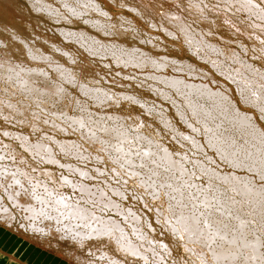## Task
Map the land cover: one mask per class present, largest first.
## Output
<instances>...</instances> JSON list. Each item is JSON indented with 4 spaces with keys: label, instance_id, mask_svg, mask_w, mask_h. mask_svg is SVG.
I'll return each mask as SVG.
<instances>
[{
    "label": "bare ground",
    "instance_id": "1",
    "mask_svg": "<svg viewBox=\"0 0 264 264\" xmlns=\"http://www.w3.org/2000/svg\"><path fill=\"white\" fill-rule=\"evenodd\" d=\"M28 1L34 11L57 22L69 20L66 13L56 6L57 2L69 10L70 15L92 14L85 18L88 27L91 25L107 36L106 39L83 29L60 27L57 31L94 56L107 60L109 57L121 73L132 70L138 72L139 76L156 81L155 84L149 81L145 85L141 82L138 84L142 87L150 85L151 91L169 99L175 109L173 112L189 131H183L170 113L155 108L151 102L135 93L112 90L96 84L94 78L88 82L78 80V75L69 65L51 64L57 76L54 78L50 75V69L36 64V61L52 59L51 54L44 50L41 40H47L60 54H65L71 60L77 54L69 46L58 45L54 36L51 39L49 35L43 36L41 33L39 37L36 33L39 38L30 40L21 34L19 25L8 26L7 23L5 26L3 23L2 27L0 24V116L4 115L7 119L13 117L18 124L23 123L39 134L36 137L29 130L26 134L6 127L0 131V243L2 236L6 235L4 225L12 227L18 211L22 214L23 225L16 227L18 234H8L15 239L16 245L25 242L35 245L36 252L44 250L50 255V251L54 250L49 251L41 245L52 248L51 239L46 238L58 233L64 241H72L76 246L84 247L85 251L88 249L97 258V261L85 258L86 261L81 262L82 257L74 250V256L68 258H73L77 264H149L152 263L151 258L154 264H165L163 261L173 248L172 242L182 246L195 264L198 261L200 264H258L248 259L254 248L264 252L261 246L264 245V127L256 114L243 109L233 88L208 69L159 51L166 47L164 42L155 41L150 36L148 42H143L140 36L141 42L146 45L150 43L152 49H147L139 44H126V40L121 41L126 31L122 29V22L127 18L122 16L115 20L99 0ZM197 1L191 0L190 6L204 18L209 5L205 7L204 3ZM225 2L213 14L214 18L211 17L214 19L211 25L226 29L217 35L206 32L210 35L207 36L175 17L170 21L174 30L164 26L163 29L182 39L191 55L193 53L207 61L217 73L227 78L235 87L241 103L255 108L264 121V66H256L255 62L231 47L232 42L237 43L236 36L240 33L245 32L249 36L253 32L252 37L254 34L253 39H256L254 48L261 45V55L264 54V35L257 33L264 27V4L259 0ZM240 10L248 15L244 13L246 17H243ZM137 11L143 15L142 11ZM244 40H238L237 44L248 51L249 46ZM17 56L36 61L13 60ZM60 77L76 85L93 105L86 100L81 101L79 97L68 103L64 98L70 90H67L65 81H60ZM125 77L132 76L126 74ZM134 79L138 81V78ZM124 99L143 104L146 113L168 127L178 142L186 141L202 154L205 151L206 161L198 156L191 157L181 149L175 151L147 133L143 129L146 119L134 111H121L120 105ZM199 135L202 137L198 138ZM5 136L10 138L6 139ZM128 144L154 153L162 165L160 171L167 168L177 175L183 173L184 179L190 178L197 185L203 184L209 192L208 199L212 203L219 201L217 207H222L224 223L228 227L220 225L219 228L205 230L203 234L189 227L192 224L190 212L177 202L180 200L179 194L173 193L177 200H170L167 194L169 190L161 189L156 177L152 178L156 180L153 184L152 180L147 179L146 170L130 167L124 162L128 159L124 155L128 151ZM118 148L123 152L117 151ZM90 159L94 162L93 166L90 163V166L80 164L88 163ZM132 159L137 165L141 163L134 156ZM187 163L193 168L189 169ZM194 175L198 180L193 178ZM107 177L115 180V183H111ZM199 177L206 180L200 181ZM133 191L151 214L132 206L135 202L132 205L124 203L126 198L133 196ZM200 210L204 211L202 206ZM154 217L165 229L163 235L166 237H159L155 233ZM219 236H224V239H219ZM39 239L41 243H38ZM94 241L103 243L100 247L91 248ZM4 253H0V264L5 261L7 264H21L17 257L9 252ZM56 254L61 262L71 264L62 258L63 254Z\"/></svg>",
    "mask_w": 264,
    "mask_h": 264
},
{
    "label": "rangeland",
    "instance_id": "2",
    "mask_svg": "<svg viewBox=\"0 0 264 264\" xmlns=\"http://www.w3.org/2000/svg\"><path fill=\"white\" fill-rule=\"evenodd\" d=\"M5 1L6 0H0V24L2 25V27L4 25L7 26V23H8V26H15L16 25L18 27V25H19V30L21 31V34H23L25 37H28V39H30V40H37L40 37L41 33L43 36L49 35L51 37V39H53V36H54V41L56 43H59L58 45L69 46L70 50L73 51L75 54H77L76 55L77 57L74 60H71V59L67 58L65 54H60V52L58 50H56L55 47H53L51 44H49L50 42L48 43L47 40L43 39L41 41L44 44L43 45L44 50L47 53L51 54L50 57H52V59H46V60L41 59L42 61H36V59L31 60V59H28L27 57L23 58V57L17 56L15 58H13V60L15 59V60L22 61V62H24V61L25 62L36 61V64H39L40 66H42V65L44 66L42 68H45L48 70L50 69L49 70L51 73L50 75L53 76L54 78H56L57 76L54 75L55 73L53 72L54 71L53 67H51L53 64H55V65H60V64L62 65L63 64V65H67V66L69 65L70 67H72L75 70L76 76L78 75L77 76L78 80H84V81L88 82V80L94 78L93 80H95L96 84L105 85L106 87H110L112 90H115L118 92L122 91L124 93H126V92H128V93L131 92L132 94L135 93L136 95H139L142 99L143 98L145 100L147 99L149 102H151L153 104V106L155 108H158V109L160 108V110L162 109L165 112L170 113L174 122L182 130L184 129L183 131H189V128H187V126L185 124H183L182 121L180 120V118L178 116H176V114L173 112L175 109L172 106L173 104L171 103V101L169 99L162 98L158 94L151 91L150 85H148L146 87L145 86L142 87L140 84H138V82H141L145 85L148 83V81L151 84L152 83L155 84L156 81L151 80V78L142 77V75L139 76L138 72L136 73L133 71L134 72L133 73L132 70L131 71L128 70L127 72L125 71V74L121 73L120 68L118 67L119 68L118 69L116 64H114L113 62H111V60H109V57H108V60L105 58L96 57L92 53H90L89 51H86L85 48H84L85 49L84 50L83 47L78 46L77 43H75L73 40H67L66 37L62 36L57 31V29L60 27H65V28L73 29V30H79V29L82 30L83 29V30H87L91 34L93 32V35H98L99 37L103 38L105 35L103 36V34L101 32H99L97 29H94V27H92L91 25H90V28L88 27L89 24L86 22V19H88L90 17V15H92V14L89 15V13H86L83 16L79 15L80 16L79 17L78 15L75 16L74 13L71 12L72 14L70 15L69 10H67V9L65 10L64 8H62V6L59 5L60 3L57 2L59 4L56 3V6L58 5L60 7V8L58 7L60 9V11L63 13H66V15H67L66 17H67V19H69L67 21L68 22L72 21L71 23L70 22L67 23V21L57 22L55 20L48 18L44 14H41L39 12L34 11L28 0H7L6 2ZM190 1L191 0H99L100 4L103 6V8L108 9V11L111 13L112 17L115 20L118 21L122 16L127 18L122 22V23H124V26L120 24V26H123L122 27L123 31L126 30L125 34L120 38L121 41L125 42V40H126L127 41L126 44H129V45L130 44L131 45H133V44L138 45L139 44V46H145L147 49H152V47L149 45L150 43H148L147 45H146V43H143V42H148V40H147L148 36L152 37V39H154L155 41L160 40V41L164 42L166 47L163 48L164 50H159V51H161V52H163V53H165L171 57H179V58H182L183 60H190V62L192 61V63L194 62L197 65L208 69L212 74L214 73L213 75L215 77H217L221 81L223 80V82L229 84L233 88L235 96L237 97L241 107L243 109H245L246 111L254 112L256 114L259 122L264 127V121L261 120V117L258 116L259 114L257 113V111H255L256 109L253 108L252 106L243 105L241 103L240 97L238 96V94L235 90V87L232 86L233 84L227 78H225V77L223 78L222 75L217 73L216 70L213 69L212 66H210L211 64H209L207 61H205V60L203 61L201 58L194 56L195 54L193 55V53L191 55V53L188 51L186 44L182 41V39H180L178 37L176 38L175 35L173 36L172 34H169L167 31H165L163 29V26H164L166 29L169 28L171 30H174L175 27H174L173 23H171L170 21L172 19H174L173 17H175V19H181L183 22L187 23L193 29L200 31L202 33L204 32L205 34H207L208 32L210 34V32H211V33L217 35L220 31H226V29L223 26H222L223 28L220 26L218 28H216L214 25L210 24V22L212 23V21L214 20V19L212 20V18H214L213 14L217 10H219V8H222L221 6H222L223 2H225V0H204V2H203V0H198L200 3H202V4L204 3L203 5L205 7L207 5H209V7L206 9L204 18H203V16L200 15V13H197L194 8H191ZM259 1L264 4V2L262 0H259ZM208 2H210L211 4ZM53 3H54V1H53ZM133 7H135L134 8L135 10L133 9ZM136 7L138 10L142 11L143 15H140V13L137 11ZM139 7L142 8L143 10L140 9ZM233 7L234 6H232V8ZM190 8H191V11H190ZM211 8L214 9L215 11L212 10ZM63 9H64V11H63ZM225 10H227V9H225ZM240 11L243 12V14L245 13L246 15H248V13H246V11H244V10H240ZM173 12H175V13L173 14ZM243 14H242V16L246 17V15L245 14L243 15ZM167 16H169V17L167 18ZM145 18L146 19L148 18V19L146 20ZM83 19L85 20V21H83L84 23L82 22ZM164 20L166 21V23L164 22ZM131 21H134V22L132 23ZM246 21H247V19H246ZM3 23H4V25H3ZM169 25H170V27H169ZM256 29L258 30V28H254V30H256ZM36 33H37V35L39 34L38 35L39 37H37V35H35ZM130 33L132 34L133 37L130 35ZM135 33H137V34H135ZM252 33L253 32L249 33L248 34L249 36H247L246 33L244 32V33H240L241 35L236 36V39H238L242 42L245 39L244 40V41H246L245 44L247 46H249L250 50L244 51L242 49V47L239 44H237L238 40H236L237 45L234 42H232L231 47L234 49H237L238 52L240 51L239 53L241 55H243L244 57L255 62L256 66L258 65L260 67V65H262L261 67H263L264 66V54L261 55L262 54V50H261L262 47L260 45V46H257V48H254L255 47L254 45L256 44V39H253L254 34L252 37ZM257 33L264 35V27H263V29L262 28L259 29ZM136 35H138L139 37L141 36L143 38V40H142L143 42H141L142 38L140 37L138 39V36H136ZM244 35H246V36H244ZM34 36H35V38H34ZM128 36H130V37H128ZM207 36H210V35L207 34ZM106 37L107 36H105V39H106ZM245 37L246 38L249 37V38L246 39ZM251 37H252V39H251L252 41L250 40ZM161 39H163V40H161ZM66 44H68V45H66ZM143 44H145V45H143ZM222 44H225V43H222ZM260 44H263V43H260ZM259 48H260V51H259ZM168 49H169V51H168ZM91 54H92V56H91ZM2 57H4V56H2ZM4 58L8 59L7 57H4ZM107 61H110L111 64H107L106 63ZM135 73L137 75H134ZM139 73H141V72H139ZM126 74H128V76H132V77H125ZM134 77L138 78L137 82L134 81V80H136V79H134ZM62 79L63 78L60 77V81H62V82L65 81L64 83L66 84L67 90L68 91L70 90L68 92V94H66L67 96L65 95L66 98H64L67 100V102L68 101H75V97L76 98L79 97L81 101L86 100V102H88V103L91 102V105H93L92 101L90 99H88V97L83 95L80 92V90L77 88L76 85H71L65 79H63V80ZM145 82H147V83H145ZM68 103H70V102H68ZM122 103L123 104L120 105L121 111L123 110V111L129 112V113L136 112L138 115L143 117V119H146L145 120L146 126H143V129L146 130L147 133H151V135L155 136L157 139H159L161 142H164L165 144H167L168 147H170L171 149H173L175 151H177V149L178 150L181 149L191 157H197L198 156L199 159H203L206 161L205 156H207V154L205 153V151L203 152V154H204L203 155L201 153L202 151H199V150L196 151L194 148H191L192 146L188 142H186V141L184 143L182 141L178 142L177 138H173L174 135L172 136V133H171L172 131L168 127L163 126L160 122L158 123V121H156L157 118L155 119V117L153 115L150 116V115H148L149 113L148 114L146 113V110L144 109L145 107L142 106L143 104H138L136 102H130V101H128V99L122 100ZM71 105H73V103ZM73 107L71 108V112L74 111ZM129 107L131 108L130 110L127 109ZM142 107H143V109H142ZM5 118H6V116H4V115L0 116V131L2 128L6 127V128L12 129L13 131L18 130V131L25 132L27 134V130L30 129L28 127H25V125L23 123L18 124L17 121L15 119H13V117H12L13 120L11 119V117H8V119L7 118L5 119ZM149 123H150V126H148ZM28 132L29 133L31 132V134L34 133L33 135H35L36 137L39 136V134L36 133L35 131L32 132V130H29ZM0 135H2V132L0 133ZM201 137H202L201 135L198 136V138H201ZM9 138L10 137H6V139H9ZM208 151H210V149ZM199 155H200V157H199ZM90 161L88 163L87 162H81V163L79 162V163L80 164H89L90 163L92 165L94 162L92 161V159H90ZM90 164H89V166H90ZM187 165H188L189 169L193 168L192 166L190 168L189 163H187ZM194 177H195V175L193 176V178ZM195 178H197V180H198V177H195ZM107 179H109L111 183H115V180L113 181L112 178L110 179L109 177H107ZM199 180L205 181L206 179L204 177H199ZM117 181L119 182V180H116V182ZM132 195L133 196L135 195L134 197H136V198H134L133 196H129L130 198H126L124 200L125 204L132 205L135 202V205H132V206L139 208L141 212L142 211L143 212L144 211L150 212V210L145 205H144V207L142 206L143 203L141 202L140 199H138L136 192L133 191ZM116 198L118 199L119 197H116ZM151 213L152 212H150V214ZM22 219H23L22 214H20L18 211H16V221H14L12 227L9 228V226L7 227L8 224H6V226L4 225L3 230H5L6 232H9V235L10 234L11 235L18 234L16 227H19V226L22 227V225H23ZM155 219L156 218L154 217V224L156 227L155 233L159 237L165 236V235H163V233H166L165 229H163L162 225L159 222H157ZM56 233H57V231H56ZM36 239H38V237H36ZM46 239H51L50 244H51L52 248H48L46 244L41 245V246L49 249V251L51 249H53L56 253L63 254L62 255L63 257L62 256H60V257L64 258L66 261H68V263L77 264L76 261L73 262V258L72 259L68 258L71 255L74 256V253H75L74 250H76V252L80 255V257H82L81 262H85L86 261L85 258H88L91 261H97V258H95V256L93 257V255H92L93 253L88 252V249L85 251L84 247L83 248L78 247L72 241L70 242L66 239L64 241V239L62 237L58 236V233H57V235L54 234L52 236H49V238H46ZM34 241H36V240H34ZM39 242L41 243L42 240L39 239L38 243ZM59 243H61V244H59ZM102 243H103L102 241H94L92 246H90V247L91 248H95L97 246L100 247V245H102ZM172 244H173L172 250L170 251V253L167 256L165 255L166 261H163L165 264H167V263L168 264H172V263L173 264H195L193 259L189 256V254L184 252L185 250H183L182 246H180V245L178 246L176 244V242H172ZM86 247L88 248V245ZM54 251H50V252L52 253V255L58 257L59 255L56 254ZM76 258H78V257H76ZM151 259H152V261H151L152 263H149V264H154L153 263L154 259L153 258H151ZM86 264H88V263H86ZM133 264H140V263L134 262ZM142 264H145V263H142ZM198 264H200L199 261H198Z\"/></svg>",
    "mask_w": 264,
    "mask_h": 264
},
{
    "label": "snow or ice",
    "instance_id": "3",
    "mask_svg": "<svg viewBox=\"0 0 264 264\" xmlns=\"http://www.w3.org/2000/svg\"><path fill=\"white\" fill-rule=\"evenodd\" d=\"M117 151L123 152V149L118 148ZM124 155L128 157L124 162L130 167H139L141 170H146L145 175L148 180L156 177L159 181L158 186L161 189L169 190L167 194L170 200H177V196L173 195V193L179 194L180 200L177 202L190 212L189 219L192 221V224L189 227H194L202 234L205 230L210 231L214 227L219 228L220 225H223L224 228L228 227L224 223V211L222 207H217L219 201L216 200V203H212L208 199L209 192L203 187V184L197 185L190 178L184 179L183 173L177 175L176 172L167 168L160 171L162 165L156 160L155 154L144 151L137 145L128 144V151ZM133 156L136 160L141 161V163L135 164L132 159ZM152 183L155 184L156 180H152ZM201 197H204V199ZM213 199L215 198L213 197ZM201 206L204 211L200 210ZM219 239L223 240L224 236H219ZM261 246L264 247V245ZM248 259L257 261L258 264H264V252H260L259 248H254L253 253L248 256Z\"/></svg>",
    "mask_w": 264,
    "mask_h": 264
},
{
    "label": "crops",
    "instance_id": "4",
    "mask_svg": "<svg viewBox=\"0 0 264 264\" xmlns=\"http://www.w3.org/2000/svg\"><path fill=\"white\" fill-rule=\"evenodd\" d=\"M4 236L1 238L0 243V253L5 254V252H9V254L17 257L19 262L21 264H39L42 262V264H65L64 262H61V259L57 256H54L52 254H48L46 251L41 250L36 252L34 249L35 245H29L25 242H21L20 245H16L15 239L13 240V237L9 236V232L5 231ZM44 254L46 256H44ZM49 255V256H48ZM60 259V260H59ZM48 261V262H47ZM2 264H7L6 261Z\"/></svg>",
    "mask_w": 264,
    "mask_h": 264
}]
</instances>
